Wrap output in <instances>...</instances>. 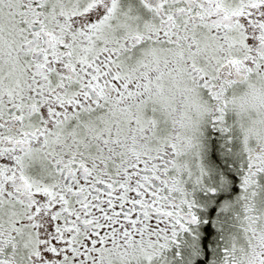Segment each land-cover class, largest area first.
Wrapping results in <instances>:
<instances>
[{"label":"snow or ice","instance_id":"snow-or-ice-1","mask_svg":"<svg viewBox=\"0 0 264 264\" xmlns=\"http://www.w3.org/2000/svg\"><path fill=\"white\" fill-rule=\"evenodd\" d=\"M258 81L264 0H0V264H153L218 209L194 264H264Z\"/></svg>","mask_w":264,"mask_h":264},{"label":"flooded vegetation","instance_id":"flooded-vegetation-1","mask_svg":"<svg viewBox=\"0 0 264 264\" xmlns=\"http://www.w3.org/2000/svg\"><path fill=\"white\" fill-rule=\"evenodd\" d=\"M122 3L124 7H128L129 5L136 6L138 0H122ZM201 146L203 158L210 166L218 167V164L227 163L229 158L234 156V152L228 150V145L223 134L210 125L202 127ZM213 156L216 159H213ZM202 210L207 212V208ZM203 219L207 220L208 218L205 216ZM233 226L234 220L231 214L225 213L222 209H218L216 216L212 219L211 234L205 231L206 225L203 221L199 225H194L193 232L195 233V239L193 238V232L183 233L178 237L180 241L179 247L173 245L171 248L164 250L161 256L153 261V264L164 260L169 255L174 256L176 264H181L180 262L183 258H202L205 238H207L206 244L209 252L215 257L219 254L229 233L233 231ZM178 252L179 255H177Z\"/></svg>","mask_w":264,"mask_h":264},{"label":"clouds","instance_id":"clouds-1","mask_svg":"<svg viewBox=\"0 0 264 264\" xmlns=\"http://www.w3.org/2000/svg\"><path fill=\"white\" fill-rule=\"evenodd\" d=\"M234 109L246 116L254 117V132L264 135V81L255 82L251 87L235 93Z\"/></svg>","mask_w":264,"mask_h":264},{"label":"rangeland","instance_id":"rangeland-1","mask_svg":"<svg viewBox=\"0 0 264 264\" xmlns=\"http://www.w3.org/2000/svg\"><path fill=\"white\" fill-rule=\"evenodd\" d=\"M195 259H197V258L196 257L183 258V260H181L180 263L181 264H194ZM160 262H161V264H176V260H175L173 255L167 256L164 260H161ZM160 262L154 263V264H159Z\"/></svg>","mask_w":264,"mask_h":264}]
</instances>
